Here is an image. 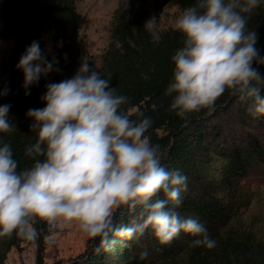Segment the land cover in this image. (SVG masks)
<instances>
[{"label":"clouds","instance_id":"1","mask_svg":"<svg viewBox=\"0 0 264 264\" xmlns=\"http://www.w3.org/2000/svg\"><path fill=\"white\" fill-rule=\"evenodd\" d=\"M260 4L195 0L179 15L175 28L183 42L171 57L165 92L178 117L214 110L226 91L247 101L250 113L264 116V95L254 86L262 80L254 65L264 64V56L245 15ZM17 68L28 89L52 71L53 63L33 41ZM42 101L45 107L27 113L36 133L24 150L32 166L18 170L10 145L0 146V237L15 233L32 241L37 238L34 225L45 222L61 228L75 224L87 237L99 238L97 251L111 250L113 235L130 240L149 228L160 244L184 233L195 237L193 247L216 246L197 218L182 219L171 207L179 204L187 177L160 163L159 146L146 135L151 119L133 120L122 111L128 98L116 94L110 79L81 61L72 78L47 86ZM9 108L0 106V133L15 130ZM124 208L135 218L117 227L115 215Z\"/></svg>","mask_w":264,"mask_h":264},{"label":"trees","instance_id":"2","mask_svg":"<svg viewBox=\"0 0 264 264\" xmlns=\"http://www.w3.org/2000/svg\"><path fill=\"white\" fill-rule=\"evenodd\" d=\"M156 2L172 3L183 11L195 0ZM245 15L247 30L256 31V47L264 56V0ZM148 22L146 10H116L110 43L100 66L94 68L93 60L78 50L80 15L76 0H0V40L12 43L9 55L0 59V93H4L0 95V106H10L7 115L15 127L12 132L0 133V146L10 145L18 170L34 163L33 158L24 155L26 146L36 138L28 111L45 107L42 97L47 86L72 78L81 61H87L102 78L110 79L117 95L128 98L122 111L133 120L151 119L146 135L153 146H159L160 163L187 177L179 204L171 207L182 219L197 218L216 241L212 249L193 247L195 237L181 233L171 243L160 244L149 228L130 240L111 236L116 243L109 251H97L99 238H88L78 256L56 264H264V239L257 240L249 231L237 233L229 227L251 200L244 184L252 175L264 178V116L250 113L247 101L226 91L216 101L214 110L178 117L170 109L172 97L165 92L173 72L171 57L182 46L183 37L176 29L162 31L155 37ZM33 41L39 42L53 69L47 74L49 81L40 77L25 89L17 64ZM47 42L54 46L46 52ZM254 67L262 79L254 86L264 95V64ZM135 215L126 208L119 210L116 226L131 224ZM34 226V264H45L43 243L49 226L45 222ZM25 241L29 240L15 233L0 237V264L12 248ZM143 253L147 255L142 257Z\"/></svg>","mask_w":264,"mask_h":264},{"label":"rangeland","instance_id":"3","mask_svg":"<svg viewBox=\"0 0 264 264\" xmlns=\"http://www.w3.org/2000/svg\"><path fill=\"white\" fill-rule=\"evenodd\" d=\"M80 15L79 53L93 60L94 68L100 66L102 56L111 40L113 16L116 10L138 8L149 13L148 28L158 35L165 30L176 29L175 22L182 13L179 8L170 4H158L156 0H76ZM1 28V26H0ZM58 45V44H57ZM53 43L44 44V51L50 50ZM12 43L0 40V59L9 55ZM49 81V77L42 76ZM251 193V200L246 208L234 217L229 227L235 232H251L257 240L264 239V178L252 175L244 184ZM49 234L43 243V259L45 264L67 263L78 256L85 248L87 237L75 224L63 228L50 225ZM36 241L21 242L12 248L3 264H34L36 257Z\"/></svg>","mask_w":264,"mask_h":264}]
</instances>
